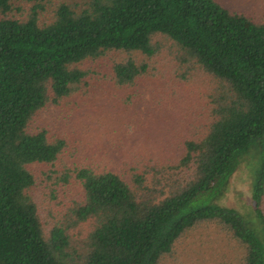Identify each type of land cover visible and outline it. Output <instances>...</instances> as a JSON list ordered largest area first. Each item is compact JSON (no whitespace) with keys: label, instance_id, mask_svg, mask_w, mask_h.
<instances>
[{"label":"trees","instance_id":"obj_1","mask_svg":"<svg viewBox=\"0 0 264 264\" xmlns=\"http://www.w3.org/2000/svg\"><path fill=\"white\" fill-rule=\"evenodd\" d=\"M49 2L0 0V264H164L206 227L243 250L240 264H264V22L217 0H57L44 17ZM23 4L31 7L18 18ZM158 37L176 61L215 80L206 134L186 141L174 164L129 175L77 170L80 199L48 225L31 168L55 165L65 142L33 131L34 119L78 92L80 65L108 53L124 55L113 66L117 85L134 86L163 47ZM249 153L261 158L259 233L219 205Z\"/></svg>","mask_w":264,"mask_h":264},{"label":"rangeland","instance_id":"obj_2","mask_svg":"<svg viewBox=\"0 0 264 264\" xmlns=\"http://www.w3.org/2000/svg\"><path fill=\"white\" fill-rule=\"evenodd\" d=\"M217 1L231 11L264 22V0ZM56 3L57 0L49 2L44 17L56 8ZM30 7L31 4H23L22 14L15 11L13 15L22 18ZM161 38H157L163 44L160 53L148 60V74L134 86L117 85L113 66L124 55L108 53L80 65L87 77L78 92L50 105L34 119L33 131L46 130L51 141L65 142L55 165L31 168L37 179L35 199L48 225L59 221L80 199L82 187L75 178L77 170L129 175L141 173L144 165L174 164L184 156L186 141L206 134L209 95L215 80L200 69L190 70L176 61L170 41ZM260 171V156L247 154L219 203L246 216L258 233L261 228L253 195ZM65 177L68 181H64ZM86 232L87 228L85 236ZM82 237L73 234L74 239ZM243 254L236 243L215 228L206 227L183 237L164 264H240Z\"/></svg>","mask_w":264,"mask_h":264}]
</instances>
